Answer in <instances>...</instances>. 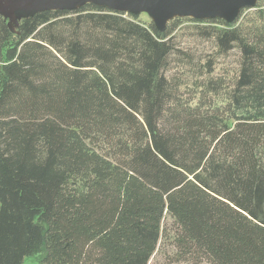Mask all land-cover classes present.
Wrapping results in <instances>:
<instances>
[{
	"label": "trees",
	"instance_id": "16d2710c",
	"mask_svg": "<svg viewBox=\"0 0 264 264\" xmlns=\"http://www.w3.org/2000/svg\"><path fill=\"white\" fill-rule=\"evenodd\" d=\"M137 18L0 14V264H148L165 215L209 264H264V0Z\"/></svg>",
	"mask_w": 264,
	"mask_h": 264
},
{
	"label": "water",
	"instance_id": "95a60500",
	"mask_svg": "<svg viewBox=\"0 0 264 264\" xmlns=\"http://www.w3.org/2000/svg\"><path fill=\"white\" fill-rule=\"evenodd\" d=\"M257 0H17L9 9L14 17L18 10L53 9L70 10L89 3L104 5L120 13H147L156 25L163 28L175 17L207 19L221 17L233 19L244 7ZM32 10V11H33ZM36 10V11H37Z\"/></svg>",
	"mask_w": 264,
	"mask_h": 264
},
{
	"label": "rangeland",
	"instance_id": "374dc122",
	"mask_svg": "<svg viewBox=\"0 0 264 264\" xmlns=\"http://www.w3.org/2000/svg\"><path fill=\"white\" fill-rule=\"evenodd\" d=\"M16 1L17 0H0V14L4 16L5 21L11 27V29L14 30L16 24L21 19L37 10H18L14 13V17H12L9 13V9ZM242 9H247V7ZM173 20H178V18H172L170 23ZM136 22L143 26H148L152 22L156 24L153 17L147 13H139ZM180 22L181 25L177 28L175 35H177L178 39H181L180 41L183 45L182 48H188L187 50L194 54L195 57L210 54L211 49L209 45L203 43L202 41L185 37L189 34V30L187 29L188 27L193 25H206V23H196L185 18L181 19ZM167 23H169V21ZM162 228L163 232L165 233V237H162V239L159 241L157 249L152 255L148 264H209L205 256L199 254L197 251L188 249L187 247L183 248L178 246L176 239L180 234V231L173 219H171L168 215H165ZM44 255L45 246L42 247L39 253L26 257L22 264H42Z\"/></svg>",
	"mask_w": 264,
	"mask_h": 264
}]
</instances>
